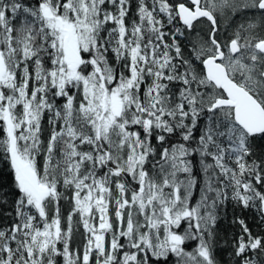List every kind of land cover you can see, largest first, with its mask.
<instances>
[{
    "label": "snow or ice",
    "instance_id": "1",
    "mask_svg": "<svg viewBox=\"0 0 264 264\" xmlns=\"http://www.w3.org/2000/svg\"><path fill=\"white\" fill-rule=\"evenodd\" d=\"M249 10L220 35L219 18ZM131 13L132 0H0L16 189L0 264H217L221 206L264 213V0ZM239 223L233 264H264V236Z\"/></svg>",
    "mask_w": 264,
    "mask_h": 264
},
{
    "label": "trees",
    "instance_id": "2",
    "mask_svg": "<svg viewBox=\"0 0 264 264\" xmlns=\"http://www.w3.org/2000/svg\"><path fill=\"white\" fill-rule=\"evenodd\" d=\"M136 0H132V13H135ZM46 125V120H45ZM47 132L45 133V138ZM7 193V196L3 194ZM4 199L8 202L3 203ZM16 199V189L14 185V177L12 175L8 162L4 159L2 153H0V227L6 226L13 220L14 201ZM61 206L67 213V204L61 202ZM243 220L248 226L249 230L254 236H264V216L262 213H258L256 208L248 207L245 208L241 204L229 200L225 205L221 206L218 214L216 234L214 240V251L217 264H233L234 257V245L242 233V226L239 223ZM83 232V229H80ZM246 238V234H245ZM80 240V236L77 235L74 238L75 241ZM195 247V242H191L186 245L188 251H191ZM175 257H170L168 264H175L173 262ZM236 264H239L237 261Z\"/></svg>",
    "mask_w": 264,
    "mask_h": 264
},
{
    "label": "flooded vegetation",
    "instance_id": "3",
    "mask_svg": "<svg viewBox=\"0 0 264 264\" xmlns=\"http://www.w3.org/2000/svg\"><path fill=\"white\" fill-rule=\"evenodd\" d=\"M231 14H229L230 17ZM256 15L253 11L249 10L247 12L244 13H237V15L235 16V18L231 19L230 21H228V23H231V27H229L228 29V33H231L232 31H234L235 27L241 23H244L248 18L252 17ZM219 22L221 25V33L220 35H226V33H224L223 29L228 25V23H224L223 22V17L219 18ZM209 25V22L206 21V19H203L201 23L197 24V30H206L207 27Z\"/></svg>",
    "mask_w": 264,
    "mask_h": 264
},
{
    "label": "rangeland",
    "instance_id": "4",
    "mask_svg": "<svg viewBox=\"0 0 264 264\" xmlns=\"http://www.w3.org/2000/svg\"><path fill=\"white\" fill-rule=\"evenodd\" d=\"M228 21H230V20H229V17H223V22H224V23H226V24H227V23H228ZM173 262H175V260H174Z\"/></svg>",
    "mask_w": 264,
    "mask_h": 264
},
{
    "label": "water",
    "instance_id": "5",
    "mask_svg": "<svg viewBox=\"0 0 264 264\" xmlns=\"http://www.w3.org/2000/svg\"><path fill=\"white\" fill-rule=\"evenodd\" d=\"M262 215L264 216V213H262Z\"/></svg>",
    "mask_w": 264,
    "mask_h": 264
}]
</instances>
